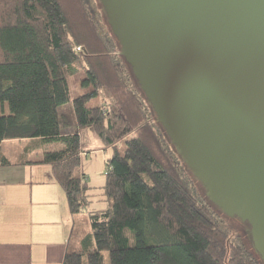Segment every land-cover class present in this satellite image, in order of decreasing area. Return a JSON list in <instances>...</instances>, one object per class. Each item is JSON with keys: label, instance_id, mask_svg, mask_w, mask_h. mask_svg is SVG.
Returning a JSON list of instances; mask_svg holds the SVG:
<instances>
[{"label": "trees", "instance_id": "16d2710c", "mask_svg": "<svg viewBox=\"0 0 264 264\" xmlns=\"http://www.w3.org/2000/svg\"><path fill=\"white\" fill-rule=\"evenodd\" d=\"M120 52L100 0H0V103L10 106L0 114V148L42 139L41 162L52 166L72 214L93 195L79 173L81 130L114 149L102 187L107 207L89 212L91 232L62 264H106V252L110 264H264L233 241Z\"/></svg>", "mask_w": 264, "mask_h": 264}, {"label": "water", "instance_id": "95a60500", "mask_svg": "<svg viewBox=\"0 0 264 264\" xmlns=\"http://www.w3.org/2000/svg\"><path fill=\"white\" fill-rule=\"evenodd\" d=\"M100 1L171 144L264 261V0Z\"/></svg>", "mask_w": 264, "mask_h": 264}, {"label": "crops", "instance_id": "0c3cea01", "mask_svg": "<svg viewBox=\"0 0 264 264\" xmlns=\"http://www.w3.org/2000/svg\"><path fill=\"white\" fill-rule=\"evenodd\" d=\"M47 149L40 138L2 143L0 162L11 164L0 166V264H62L67 249L91 232V209L81 229L86 209L71 213L52 166L41 162Z\"/></svg>", "mask_w": 264, "mask_h": 264}, {"label": "rangeland", "instance_id": "374dc122", "mask_svg": "<svg viewBox=\"0 0 264 264\" xmlns=\"http://www.w3.org/2000/svg\"><path fill=\"white\" fill-rule=\"evenodd\" d=\"M2 112L9 114L10 106L8 103H6L5 111L0 103V114H2ZM73 130L74 129H70V131ZM80 134L83 152L79 173H84L88 184L93 187L92 189H89V192L93 195L91 197L92 202L89 206H87V208L91 210L104 209L107 207V201L104 200L105 196L102 195V187L106 184L108 171L107 161L112 156L114 149L112 146L104 144L99 136L91 130L82 129ZM133 136H135V133H131L128 138ZM118 146L120 151L123 153L125 150V143L123 141L119 142ZM200 188L203 192H205V189L201 184ZM214 208L221 215L225 225L231 230V238L233 241L243 243L247 249L259 256L254 246L250 225L238 217L228 215L221 208H219V206L215 205ZM87 211L88 210L86 209V219L82 217L79 219L78 223L81 229H87V226L89 225ZM106 264H110L107 252Z\"/></svg>", "mask_w": 264, "mask_h": 264}, {"label": "built area", "instance_id": "2783aa9c", "mask_svg": "<svg viewBox=\"0 0 264 264\" xmlns=\"http://www.w3.org/2000/svg\"><path fill=\"white\" fill-rule=\"evenodd\" d=\"M78 49H79V50H81V48H80V47H79Z\"/></svg>", "mask_w": 264, "mask_h": 264}]
</instances>
